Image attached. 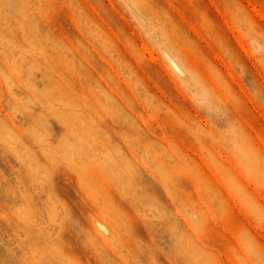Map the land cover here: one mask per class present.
Here are the masks:
<instances>
[{
    "label": "rangeland",
    "instance_id": "obj_1",
    "mask_svg": "<svg viewBox=\"0 0 264 264\" xmlns=\"http://www.w3.org/2000/svg\"><path fill=\"white\" fill-rule=\"evenodd\" d=\"M0 264H264V0H0Z\"/></svg>",
    "mask_w": 264,
    "mask_h": 264
}]
</instances>
